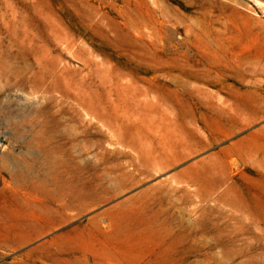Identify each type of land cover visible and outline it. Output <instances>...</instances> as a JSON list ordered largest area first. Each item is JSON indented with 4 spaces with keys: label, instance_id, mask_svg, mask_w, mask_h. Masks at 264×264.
Instances as JSON below:
<instances>
[{
    "label": "rangeland",
    "instance_id": "374dc122",
    "mask_svg": "<svg viewBox=\"0 0 264 264\" xmlns=\"http://www.w3.org/2000/svg\"><path fill=\"white\" fill-rule=\"evenodd\" d=\"M231 23L264 0H0V264H264V64L188 59Z\"/></svg>",
    "mask_w": 264,
    "mask_h": 264
},
{
    "label": "bare ground",
    "instance_id": "6f19581e",
    "mask_svg": "<svg viewBox=\"0 0 264 264\" xmlns=\"http://www.w3.org/2000/svg\"><path fill=\"white\" fill-rule=\"evenodd\" d=\"M247 27L249 29L247 31H243L241 29L242 27L237 26L234 23H231L232 31H230L229 33H227L228 31L222 32L216 30H197L194 33L195 39L200 40L201 45H205L204 46L205 49H203L205 51H201V49L196 48L194 54H191V56L188 55V59L192 60L194 64L202 63V62L214 63L216 66L215 71H217L220 79L231 78L235 83L240 84V86L241 85L244 86V82L239 79L238 74L244 70V72L248 71V73L245 74V76H253L252 74L249 73V70H251L249 64L250 63L253 64L258 63L259 65L262 63L264 64V31H251L250 26L246 25V28ZM234 30H238V31H234ZM262 70H264V68ZM213 71H214L213 67H210L205 71L200 69H196V70L187 69V68L182 69V73H184L187 76L207 78L208 80L211 81H213L214 78L209 76L213 74ZM232 94L236 98V101H238L236 102L237 107L251 110L253 113L259 111L258 107L253 105L251 102L252 98H250V96H253L254 93L250 88L246 90L243 96H239L240 94L238 95L236 93L234 95L233 91ZM226 122L228 123V121ZM241 149L242 147H238L239 150L238 152H240ZM140 196L141 195L138 194L134 198L126 201L125 203L123 202L119 203L114 209L110 210L111 222L109 226L112 227V229L107 233L114 235H122L126 230H128V227L129 228L140 227L141 223L139 221V214H137L136 217H133L131 216V214H129V212L132 211L133 209V205L131 203L138 202ZM82 197L83 196L79 193V195H77L67 204L76 206L79 209L80 208L84 209L87 207V205H85V203H82V205L80 204L84 200ZM65 219L66 217L62 213L54 210L47 222L48 224L50 223V225L53 226L59 221Z\"/></svg>",
    "mask_w": 264,
    "mask_h": 264
}]
</instances>
